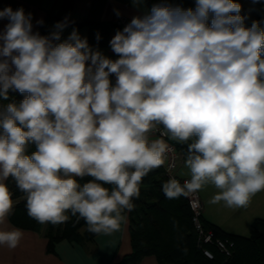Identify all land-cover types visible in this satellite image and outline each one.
<instances>
[{
	"label": "clouds",
	"instance_id": "1",
	"mask_svg": "<svg viewBox=\"0 0 264 264\" xmlns=\"http://www.w3.org/2000/svg\"><path fill=\"white\" fill-rule=\"evenodd\" d=\"M240 12L234 0L154 4L116 32L112 60L76 29L61 41L67 20L42 36L23 8L0 10L9 21L0 32V98L27 94L0 112V246L15 249L22 238L4 227L9 177L39 223H64L70 211L94 234L119 230L169 151L150 138L158 126L188 150L190 179L170 177L166 198L211 183L214 203L239 208L264 191V28L245 27Z\"/></svg>",
	"mask_w": 264,
	"mask_h": 264
},
{
	"label": "crops",
	"instance_id": "2",
	"mask_svg": "<svg viewBox=\"0 0 264 264\" xmlns=\"http://www.w3.org/2000/svg\"><path fill=\"white\" fill-rule=\"evenodd\" d=\"M249 5V0H237ZM169 4L184 9L195 8L196 0H0V10L11 7L13 10L23 8L25 14L31 13L33 32L41 31V26L48 19L51 32L55 25L67 20L68 26L62 31L61 41L66 40L73 29L81 38H86L93 50H98L108 58L116 54L110 47V41L117 31H122L116 25L119 15L133 17L148 13L154 4ZM117 11L119 15H117ZM37 21H42L38 24ZM9 23L7 19L0 20V32ZM99 37V39H97ZM112 84H115L111 78ZM171 142H177L167 137ZM186 158L178 168L181 176L190 178V170L185 164ZM6 182V181H4ZM219 192L211 183L199 190L204 204L203 218L230 233L249 235L255 219L264 217V191L256 193L245 207H228L223 201L213 202ZM119 230L111 233L95 234L93 240L84 247L79 243L61 240L56 243L54 252L46 250L47 239L41 232L22 229L14 226L9 217L4 225L7 229H19L22 238L15 249L0 246V264H115L132 250L128 230L129 219L126 211L122 213ZM154 255L144 256L139 264H156Z\"/></svg>",
	"mask_w": 264,
	"mask_h": 264
},
{
	"label": "trees",
	"instance_id": "3",
	"mask_svg": "<svg viewBox=\"0 0 264 264\" xmlns=\"http://www.w3.org/2000/svg\"><path fill=\"white\" fill-rule=\"evenodd\" d=\"M241 5L240 15L246 17L244 24L251 27L253 21L259 22L264 28V0H254V5ZM48 19L41 26L44 36L51 33ZM18 91H9L8 99L0 98V112L9 103L19 104L25 97ZM187 158V143L173 142ZM36 150L34 144L27 145V154ZM92 179L91 177L77 178L80 184ZM169 178L163 173L161 166L150 171L139 186V197L134 198L131 211L125 210L129 219V235L132 250L115 264H139L146 255H154L156 264H264V217L255 219L249 235L230 233L217 225L204 220L207 227L214 229L217 236L226 237L234 242V255L225 258L214 250V258H207L196 244V231L192 222V212L184 195L168 199L162 191V185ZM12 193L13 207L8 217L14 226L22 229L39 231L40 223L28 215L26 194L21 192L12 177L5 182ZM106 187H110L105 185ZM64 223L53 225L48 223L43 236L47 239L46 250L54 252L57 242L73 241L86 247L93 240L94 233L88 231L85 221L71 212Z\"/></svg>",
	"mask_w": 264,
	"mask_h": 264
},
{
	"label": "built area",
	"instance_id": "4",
	"mask_svg": "<svg viewBox=\"0 0 264 264\" xmlns=\"http://www.w3.org/2000/svg\"><path fill=\"white\" fill-rule=\"evenodd\" d=\"M131 22V19L125 15H119L116 19V25L121 30ZM115 55L112 60L118 59ZM110 78L115 81V75H111ZM163 130V126H158V129L150 134L151 139H163L169 146V151L164 156V163L161 165L163 173L166 177H174L181 185L184 181L190 179L179 175L178 168L182 161L185 159L184 153L178 149V147L171 141L167 140L168 136H161L160 132ZM187 199L188 205L192 212V222L196 231V244L207 258H214V250L219 252L225 258H231L234 255V242L226 237L217 236L214 229L207 227L203 223L204 204L200 197L199 191L190 192L184 195Z\"/></svg>",
	"mask_w": 264,
	"mask_h": 264
},
{
	"label": "rangeland",
	"instance_id": "5",
	"mask_svg": "<svg viewBox=\"0 0 264 264\" xmlns=\"http://www.w3.org/2000/svg\"><path fill=\"white\" fill-rule=\"evenodd\" d=\"M249 2V5H247V4H242V5H244V6H247V7H250V6H253L254 5V0H249L248 1ZM246 27V26H245ZM173 140V139H172ZM175 141V140H174ZM12 200H13V202H15V201H17L18 200V198H12ZM47 226H48V223H40V225H39V231L41 232V233H44L45 231H46V228H47Z\"/></svg>",
	"mask_w": 264,
	"mask_h": 264
}]
</instances>
